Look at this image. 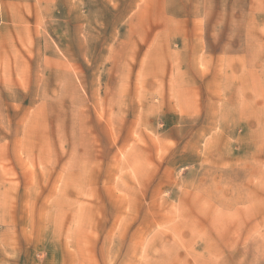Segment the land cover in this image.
Segmentation results:
<instances>
[{
	"label": "rangeland",
	"instance_id": "374dc122",
	"mask_svg": "<svg viewBox=\"0 0 264 264\" xmlns=\"http://www.w3.org/2000/svg\"><path fill=\"white\" fill-rule=\"evenodd\" d=\"M0 264H264V0H0Z\"/></svg>",
	"mask_w": 264,
	"mask_h": 264
}]
</instances>
